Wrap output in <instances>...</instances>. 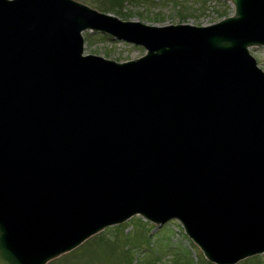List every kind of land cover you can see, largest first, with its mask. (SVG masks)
Segmentation results:
<instances>
[{
    "label": "water",
    "instance_id": "water-1",
    "mask_svg": "<svg viewBox=\"0 0 264 264\" xmlns=\"http://www.w3.org/2000/svg\"><path fill=\"white\" fill-rule=\"evenodd\" d=\"M158 26L0 0V264H47L139 215L214 264L264 253V0ZM140 45L83 55L82 32Z\"/></svg>",
    "mask_w": 264,
    "mask_h": 264
},
{
    "label": "rangeland",
    "instance_id": "rangeland-1",
    "mask_svg": "<svg viewBox=\"0 0 264 264\" xmlns=\"http://www.w3.org/2000/svg\"><path fill=\"white\" fill-rule=\"evenodd\" d=\"M77 1L122 20L158 26L178 23L207 25L220 20L224 14L231 15L234 12L231 0H206L204 4L198 0H127L117 9L120 10L119 14L100 9L99 6L109 5L106 0ZM82 36L84 54L99 55L120 62L135 59L145 52L140 45L97 31L85 30ZM249 52L257 66L264 71V46H251ZM118 225L106 227L74 250L47 264H203L205 258L201 250L184 234L178 221L170 220L156 226L137 215ZM259 257V264H264V253ZM249 262L241 260L236 264H255Z\"/></svg>",
    "mask_w": 264,
    "mask_h": 264
},
{
    "label": "trees",
    "instance_id": "trees-1",
    "mask_svg": "<svg viewBox=\"0 0 264 264\" xmlns=\"http://www.w3.org/2000/svg\"><path fill=\"white\" fill-rule=\"evenodd\" d=\"M108 3H109V5L108 6H106V5H103V6H99L100 7V9H102V10H105V11H109V12H112V13H116V14H119V11L120 10H117L118 8H121L122 6H123V3L122 2H126L127 0H106ZM129 1V0H128ZM133 1V0H132ZM137 1V0H136ZM138 1H140V2H149V1H154V0H138ZM198 2H201V3H205L206 2V0H198ZM96 3V2H95ZM97 5V4H96ZM179 12L180 11H182V9L181 10H178ZM226 15H228V14H224V15H222L221 17H224V16H226ZM119 225H117V226H115V227H118ZM103 239H104V237H103ZM143 240L145 239V238H142ZM97 242H99V243H101L102 241H97ZM126 254V251H124V255ZM260 255H258V256H253V257H250V258H247V259H244V261H248L249 262V260H250V262H252V263H255V264H259V263H261V261H260V257H259ZM176 258V257H175ZM249 262V263H250ZM175 264V263H174ZM203 264H210V262H207L205 259H204V261H203Z\"/></svg>",
    "mask_w": 264,
    "mask_h": 264
}]
</instances>
